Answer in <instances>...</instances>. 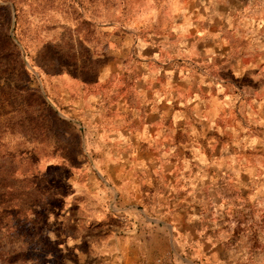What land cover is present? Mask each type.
<instances>
[{
  "label": "rangeland",
  "instance_id": "obj_1",
  "mask_svg": "<svg viewBox=\"0 0 264 264\" xmlns=\"http://www.w3.org/2000/svg\"><path fill=\"white\" fill-rule=\"evenodd\" d=\"M261 16L0 0V264H264Z\"/></svg>",
  "mask_w": 264,
  "mask_h": 264
},
{
  "label": "crops",
  "instance_id": "obj_2",
  "mask_svg": "<svg viewBox=\"0 0 264 264\" xmlns=\"http://www.w3.org/2000/svg\"><path fill=\"white\" fill-rule=\"evenodd\" d=\"M260 18H262L261 20H263L264 19V16H261ZM261 22V24L260 25H258V26H256V33H259L260 31H262L263 32V35L262 36H264V21H260ZM264 38V37H263ZM62 82L63 83H67L69 86H73L74 87V82H72V81H69V80H67L66 78H63L62 79ZM76 85V84H75ZM78 87V86H77ZM65 90V89H64ZM79 93V92H78ZM74 98H75V100H77V101H79V103H76V104H69L68 106L70 107V108H81V106H82V103H83V101H84V98H86L85 96H83L82 94H77V95H75L74 96ZM81 101V102H80ZM67 106V107H68Z\"/></svg>",
  "mask_w": 264,
  "mask_h": 264
}]
</instances>
